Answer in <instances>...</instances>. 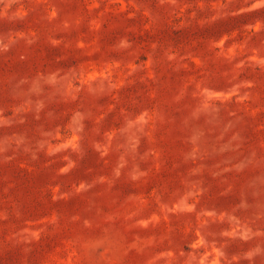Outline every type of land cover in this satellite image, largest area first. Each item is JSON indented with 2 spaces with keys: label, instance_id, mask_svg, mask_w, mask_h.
Segmentation results:
<instances>
[{
  "label": "rangeland",
  "instance_id": "1",
  "mask_svg": "<svg viewBox=\"0 0 264 264\" xmlns=\"http://www.w3.org/2000/svg\"><path fill=\"white\" fill-rule=\"evenodd\" d=\"M0 264H264V0H0Z\"/></svg>",
  "mask_w": 264,
  "mask_h": 264
}]
</instances>
